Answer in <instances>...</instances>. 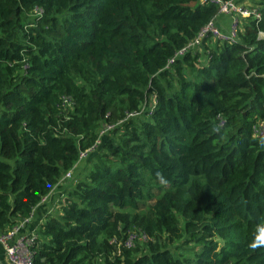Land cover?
Segmentation results:
<instances>
[{"label":"trees","instance_id":"16d2710c","mask_svg":"<svg viewBox=\"0 0 264 264\" xmlns=\"http://www.w3.org/2000/svg\"><path fill=\"white\" fill-rule=\"evenodd\" d=\"M251 3L234 39L178 52L214 3L0 0V233L111 125L38 224L32 264H264L249 248L264 225Z\"/></svg>","mask_w":264,"mask_h":264},{"label":"built area","instance_id":"2783aa9c","mask_svg":"<svg viewBox=\"0 0 264 264\" xmlns=\"http://www.w3.org/2000/svg\"><path fill=\"white\" fill-rule=\"evenodd\" d=\"M204 1V0H200ZM216 5V13L214 16L209 18L191 37L186 44L181 47L178 52H183L187 49H191L195 45L199 44L202 37L208 35L219 40H232L236 36V31L238 29L239 17L236 14L239 13L242 17L247 15L259 16L258 11L254 7L245 8L239 2L235 0H207ZM218 13H227L230 15L229 24L226 31L222 30L218 23L215 21L216 15ZM241 17V18H242ZM260 36H264V32H258ZM138 112H132L131 114H137ZM222 122V119L219 120ZM110 124L103 125L98 130V135L95 137L94 141L88 146L82 148L78 152L77 161L80 158H85L91 151L95 150L99 143L101 135L110 127ZM251 131L253 135L264 137V116L256 119V121L251 126ZM75 161V162H77ZM75 164V163H74ZM63 171L60 177H66V182H69L72 178L73 168L75 165ZM59 177V178H60ZM58 178V179H59ZM44 197V196H43ZM28 217L17 220L9 228L0 233V245L3 250L5 260L8 264H32L31 262V250L29 245L33 243L34 233L33 231L26 233H18L21 226L24 225ZM131 240H127L126 244H129Z\"/></svg>","mask_w":264,"mask_h":264},{"label":"crops","instance_id":"0c3cea01","mask_svg":"<svg viewBox=\"0 0 264 264\" xmlns=\"http://www.w3.org/2000/svg\"><path fill=\"white\" fill-rule=\"evenodd\" d=\"M218 13L215 17V21L219 26L222 25L220 19L218 18ZM221 28V27H220ZM74 169L72 177H74ZM68 187L65 188L60 186V184L55 183L49 190V192L41 198V200L33 207L28 219L18 230V233L26 232H37L38 224L43 221L44 215L47 213H56L59 204L63 203L65 196L68 195ZM63 194V195H61ZM0 264H8L5 260L2 247L0 245Z\"/></svg>","mask_w":264,"mask_h":264},{"label":"rangeland","instance_id":"374dc122","mask_svg":"<svg viewBox=\"0 0 264 264\" xmlns=\"http://www.w3.org/2000/svg\"><path fill=\"white\" fill-rule=\"evenodd\" d=\"M252 2V0H241L240 2H239V4H242V6H244L245 8H249V6L252 4L251 3ZM236 14L238 15V17H239V22H238V27H239V24H240V22H241V15L239 14V13H237L236 12ZM218 18L220 19V22L222 23V25L220 26L221 27V29L222 30H224V31H226V29H227V26H228V24H229V18H230V15L229 14H227V13H220L219 15H218ZM217 39L216 38H213V37H210V41L211 42H214V41H216ZM219 40V39H218ZM84 159L85 158H80L79 159V161H77V162H75V168L74 169H76V171H78L80 168H81V166L85 163V161H84ZM76 174V173H75ZM73 178V177H72ZM72 178H70V180H69V182H66V177H60L58 180H57V184H60V186H63V187H65V188H67V187H69V185H70V182H71V179ZM61 195H63V194H61ZM188 245H190V244H188Z\"/></svg>","mask_w":264,"mask_h":264},{"label":"clouds","instance_id":"9594fccd","mask_svg":"<svg viewBox=\"0 0 264 264\" xmlns=\"http://www.w3.org/2000/svg\"><path fill=\"white\" fill-rule=\"evenodd\" d=\"M213 131H219L218 128H214ZM159 177V173L157 174ZM264 247V225H260L257 228V232L255 233L252 241L249 243V248L255 251L258 248Z\"/></svg>","mask_w":264,"mask_h":264}]
</instances>
